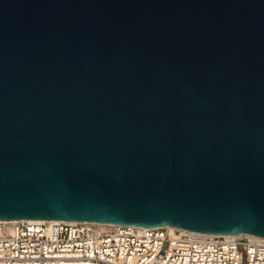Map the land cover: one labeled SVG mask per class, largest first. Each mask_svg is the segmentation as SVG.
Instances as JSON below:
<instances>
[{"label": "water", "instance_id": "1", "mask_svg": "<svg viewBox=\"0 0 264 264\" xmlns=\"http://www.w3.org/2000/svg\"><path fill=\"white\" fill-rule=\"evenodd\" d=\"M264 237V0H0V221Z\"/></svg>", "mask_w": 264, "mask_h": 264}, {"label": "built area", "instance_id": "2", "mask_svg": "<svg viewBox=\"0 0 264 264\" xmlns=\"http://www.w3.org/2000/svg\"><path fill=\"white\" fill-rule=\"evenodd\" d=\"M0 264H264V237L168 226L0 221Z\"/></svg>", "mask_w": 264, "mask_h": 264}, {"label": "bare ground", "instance_id": "3", "mask_svg": "<svg viewBox=\"0 0 264 264\" xmlns=\"http://www.w3.org/2000/svg\"><path fill=\"white\" fill-rule=\"evenodd\" d=\"M10 221H12V220H10ZM14 221V220H13ZM97 224H99L100 226H102V227H104V226H107V225H115V224H108V223H97ZM188 231V230H187ZM191 232H193V231H191ZM195 233H200V232H195ZM201 234H208V233H201ZM208 235H220V234H208ZM229 235H231V236H234V235H236V234H229ZM228 236V235H227Z\"/></svg>", "mask_w": 264, "mask_h": 264}]
</instances>
